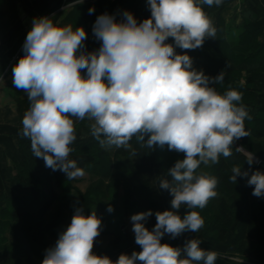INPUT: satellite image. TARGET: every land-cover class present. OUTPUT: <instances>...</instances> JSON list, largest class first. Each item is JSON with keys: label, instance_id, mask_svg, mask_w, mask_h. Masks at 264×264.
<instances>
[{"label": "clouds", "instance_id": "9594fccd", "mask_svg": "<svg viewBox=\"0 0 264 264\" xmlns=\"http://www.w3.org/2000/svg\"><path fill=\"white\" fill-rule=\"evenodd\" d=\"M222 2L148 0L151 15L142 22L128 11L119 21L101 14L92 29L101 41L94 51L86 50L83 27L59 26L47 16L32 20L24 55L12 68V82L30 102L20 135L30 140L34 157L67 179L83 176L84 170L69 155L76 140L73 118L86 117L94 121L91 135L101 147L127 148L135 137L142 148L167 145L169 151L184 154L168 169L171 180L162 178L159 183V189L173 197L171 210L156 211L151 230L145 223L152 210L130 217L140 251L121 253L115 261L97 255L93 248L102 219L95 210L85 215L77 208L54 246L45 250L42 264H215L218 254L201 248L196 238L183 248L161 240L165 234L175 239L203 227L199 212L179 214L182 206L203 209L218 195V178L196 170L201 164L219 163L221 156H232L235 142L249 136L244 122L251 117L241 103L242 93L230 89L221 94L214 87L223 82V71L215 77L205 75L193 68L189 55L176 52L177 47L195 50L206 39H215L217 28L202 5ZM77 3L83 0L68 6ZM93 12L90 8L89 14ZM169 38L174 43H166ZM254 155L246 152L249 165L256 162ZM231 171L230 182L246 178L247 185L254 186L252 195L264 197V172L250 175L241 166ZM113 210L109 204L107 211Z\"/></svg>", "mask_w": 264, "mask_h": 264}, {"label": "trees", "instance_id": "16d2710c", "mask_svg": "<svg viewBox=\"0 0 264 264\" xmlns=\"http://www.w3.org/2000/svg\"><path fill=\"white\" fill-rule=\"evenodd\" d=\"M87 8H94V12L88 14L91 28H85L87 36L93 37V25L97 17L101 14L108 13L115 16L119 21L123 18L125 11L131 12L138 22L149 18L151 15L148 0H96ZM207 13L209 6L202 5ZM226 21L222 18L218 20L217 37L215 39L208 38L205 40L201 48L195 50L177 49L178 54H187L193 60V66L203 70L205 75L212 76L217 70L223 73L227 70L229 64H234L246 71L250 79L246 87L234 84L233 81L224 79L222 83L214 85L221 94L227 90L234 89L242 93V104L254 101L257 96L253 82L258 81L264 74V43L260 42V38L264 35V25L259 20L245 19L243 21V32L240 34V40L237 44H233L227 39ZM99 43L95 37L86 45L87 51L99 48ZM90 47V48H89ZM245 130L249 136L243 137L235 142L232 149V156L228 158L220 157L219 163L212 166L201 164L196 170L199 173L202 169L210 166L209 175L218 178L217 193L218 195L211 199L207 206L203 209H187L188 211H197L204 220L203 227L196 233L185 231L187 234H200L208 242L223 243L229 239L232 222L227 221V213L232 215L238 213L240 204H243L245 214L240 220L239 226L236 228L229 245V253L242 254L244 243L247 239L262 238L256 237V224L253 214L261 209L260 202L264 201L262 197L252 195L253 187L248 186L246 178L237 177V183L230 182L229 177L232 175L234 166H241L242 171L252 172L260 170L264 172L263 165H249L245 160V156L237 147L244 148L248 152H252L258 159L264 160V116H256L254 119H245ZM249 129V130H248ZM21 151L24 155V161H14L17 170V186L20 189V197L8 203L0 211V242H9L11 246V257L19 260L22 257H37L44 259L45 245L37 241V236H41L44 227L47 224V218L54 205L61 199L69 197L73 186L71 182L65 179L59 170L53 171L43 165L38 158L34 157L31 152L30 140L28 138L21 141ZM130 150L124 151L125 148H116L113 146L114 153L108 151L100 154L104 147L92 138L86 142L80 143L75 147V154L85 157L84 171L99 178L100 183L96 188L107 183L106 188H115L119 186L118 180L124 182L126 202L130 208H139L141 212L152 210L153 215L147 220L156 223L155 212L158 211V203L151 191L150 184L147 181L138 182L135 179V172L131 163L122 160L120 157L127 153L129 157H133L137 161L138 168H144L150 155L149 148L141 147L137 143L135 137L129 142ZM162 149L168 151L167 145ZM137 153L136 156L132 152ZM179 159H183V155ZM132 165V166H131ZM172 166L167 168L170 169ZM102 183V184H101ZM61 189V192H60ZM239 190V193L236 192ZM99 190L94 193H81L73 201V212L77 208H82L85 215H90L93 210L96 211L102 221L105 220L107 214L99 207L101 195ZM236 192V194H235ZM218 205L219 208H215ZM217 209V210H216ZM138 211V209H137ZM2 215V216H1ZM182 215V217H183ZM59 217V216H58ZM125 224L118 225V230L122 231ZM10 227V238L3 236L4 231ZM42 239V238H41ZM3 246H0V248ZM232 264H242L233 262Z\"/></svg>", "mask_w": 264, "mask_h": 264}, {"label": "rangeland", "instance_id": "374dc122", "mask_svg": "<svg viewBox=\"0 0 264 264\" xmlns=\"http://www.w3.org/2000/svg\"><path fill=\"white\" fill-rule=\"evenodd\" d=\"M96 0H83V3H77L75 4V7L68 6L73 2V0H34L33 3H31L30 7L28 8V13L26 16L23 17L21 20V23L19 24L22 29L29 30L32 27V20L34 18L47 16L50 17L54 24L59 26H67L71 25L73 29L76 27H83L85 28H91V23L88 19L89 14V8L86 6L91 5ZM208 13V12H207ZM227 25H229V28L235 27L240 21H234V19L229 18V22H225ZM243 23H241V26L238 25V31L236 32V35H239L237 40H229L233 44H237L240 40V34L243 32ZM19 26V27H20ZM235 34V33H234ZM235 37V36H234ZM94 38L87 36V40L85 41V46ZM264 35L260 38V42L263 43ZM1 45L0 50L5 46L7 43L6 40L0 39ZM167 43H174L172 38L168 39ZM99 43V47H100ZM90 48V47H89ZM87 49V47H86ZM92 51L97 50L98 48L93 49V46L91 47ZM179 49L178 47L176 48ZM17 59V58H16ZM11 65V64H9ZM196 70H200L199 67L193 66ZM219 74V72L216 70L215 73L211 77H215ZM224 79H228L233 81L234 84H239L241 86L246 87L248 80L252 82L250 79V76L247 74L246 71L241 70L240 67H236L234 64H229L227 67V70L223 73ZM11 82L10 79H4L3 80V86H7L8 88H11V85H6V82ZM253 85L255 87V90L259 93H264V74L261 76V78L258 81L253 82ZM9 90V89H8ZM10 91V90H9ZM3 90L0 88V95H2ZM21 103L22 105L19 106V113L21 118H23L24 113L28 110L29 104ZM246 108V110L249 113V116L251 119H254L258 113V116H264V95L261 96H255L254 101L248 102L243 104ZM18 107V106H15ZM251 109L254 112L251 113ZM11 111V107L9 109ZM16 112V109H15ZM75 133H76V140L70 145L72 149H74L75 153V147L83 142H86L88 140H91L94 138L91 135V129L90 125L94 122L92 120H89L87 117L83 120H75ZM249 130V129H248ZM264 142V140L262 141ZM21 143V142H20ZM242 147V146H241ZM21 148V144H20ZM130 150V147L125 148V152ZM108 151L109 153L113 154L114 149L104 147L102 153L100 154V157L103 156V153ZM150 155L147 159L146 165L144 168H138L135 166L137 164V161L133 159V157H129L127 153L125 155H122L123 157H120L122 160L128 161L131 163L132 168L135 172V179L138 182L147 181L150 184L151 191L155 197L156 202L158 203V211L160 210L159 206V198H164L165 200H168L170 203L171 199L173 198L169 191L167 190H161L159 189V183L162 178H166L171 180V177L167 176V168L170 166H173L174 163L179 160L180 156L184 154L178 153L175 151H165V149H162L159 146H155L153 149H150ZM73 152V151H72ZM241 154L245 156L246 151L244 148H241L239 151ZM76 155V154H75ZM79 156V155H77ZM72 157V153H70V156ZM84 159L85 157L79 156ZM24 158V155H23ZM70 159V158H69ZM74 160V158H71ZM254 164L258 165L259 163H263V159H258L254 155ZM18 162H23L18 161ZM44 165V164H43ZM212 166V164H210ZM210 166L205 167L202 169L199 173L204 172L209 174L210 173ZM84 168V165H83ZM81 168V169H83ZM84 170V169H83ZM197 173V174H199ZM6 178H5V185L0 184V211L1 209L6 206L8 203L11 204L12 201L19 198L20 195V189L17 186V170L15 167V164L11 162L9 164V169L5 170L4 172ZM63 176V175H62ZM64 177V176H63ZM67 179V177H64ZM4 179V178H3ZM2 179V180H3ZM71 182V185L73 186V189L71 190V193L69 197L61 198L52 208L50 211L48 218H47V224L44 227V231L41 233V236H37V241L42 243L46 246L48 249L49 247L54 246L56 240L59 237V234L66 230L67 226L71 223V218L74 215L73 208L75 206L72 205L73 201L78 197L81 193H94L95 190H99L98 194L101 195V199L99 204L104 207H99L100 210H104L107 214V218L102 221L101 225V233L96 238L94 243L93 251L97 255H107L109 256L113 261H115L121 253H126L128 255H131L133 251H140V246L135 243V234L132 231V222L130 217L138 212H141V209L137 208H130L129 205L126 202V193H125V187L124 182L121 180L117 181L119 182V186L117 187V190L115 188H106L107 183H103L105 187L102 185L96 188V185L100 183L99 178L93 176L92 174L84 171V175L77 177L75 179H67ZM102 184V183H101ZM61 192V189H60ZM236 192L239 193V190H236ZM235 192V194H236ZM262 198V197H261ZM264 198V197H263ZM109 204L113 207L112 212H108L107 208ZM169 208H171L170 204H167ZM261 208L264 206V201L260 202ZM186 206H182L179 211L182 212V214L185 211ZM215 208H219L218 205L215 206ZM217 210V209H216ZM243 211V215L245 214L244 206L243 204H240L238 213L236 215H232L230 212L227 213V221L232 222V228L230 231V235L232 234V229L236 225L237 220H241L243 218L241 214ZM2 216V215H1ZM59 216V217H58ZM3 222V221H0ZM125 224L122 231L118 230L119 224ZM154 223L151 221H147L145 223V226L151 230L154 227ZM10 227H7L6 229H3L4 234L7 239L10 238L9 235ZM235 232V229H234ZM197 234H187L183 233L180 236L173 239L170 235L165 234V236L162 238L161 243H167L170 244L173 247H182V243L189 240V237H193L196 239H204L203 233L201 232L198 236H195ZM42 238V239H41ZM229 240V239H228ZM214 245H218L217 243L209 242ZM0 246H3L0 248V264H42V259L37 257H22L19 260L13 259L11 257V246L9 242H0ZM245 243L244 248L242 251V254H239L240 256H237V258H241L243 254L246 253ZM245 261L246 258H241L238 261ZM251 264H260L258 262H249ZM139 264V262H137Z\"/></svg>", "mask_w": 264, "mask_h": 264}, {"label": "crops", "instance_id": "0c3cea01", "mask_svg": "<svg viewBox=\"0 0 264 264\" xmlns=\"http://www.w3.org/2000/svg\"><path fill=\"white\" fill-rule=\"evenodd\" d=\"M33 1L34 0H0V39L7 41L5 46L0 50V88L3 90L2 95H0V184L3 186L6 184L4 172L9 169V164H11V162L14 163L15 160L24 161L20 142L26 138L20 135L23 118H21L18 109L23 103L27 104L29 102L27 94L23 90L15 88L12 81L6 82V85H13L11 88L5 85L3 86V80L7 78L12 80V68L24 55L23 45L30 28L28 31L24 30L19 24L28 13V8ZM207 15L213 20L216 28L218 27L219 18L227 22H229V18L234 19V21H240V23L232 28H229V25L226 24L227 39L231 41L237 40L239 35H236V32L245 19L252 21L259 20L264 25V0H223L221 5L209 7ZM262 42L264 43V39ZM256 93L258 97L264 95V93H259L257 91ZM28 106L30 107V103ZM10 107L11 111H9ZM252 110L253 109H251V113L254 115ZM255 115L258 116V113ZM71 153L72 157L77 162V166L83 168L84 159L75 155L74 149ZM72 157L69 158L71 159ZM38 159L45 165L42 158ZM60 172L64 177H67L65 173L62 171ZM158 202L161 211L171 210V208L167 206V204L171 206L168 200L160 197ZM179 214L181 216L183 215L181 211H179ZM242 215L243 211L240 217H242ZM253 218L256 224V237L262 238V241L257 239H247L245 241V248L248 251H246L241 258H246V262L244 260L242 262L238 261L241 258H237V256L240 255L229 253L230 240L233 235L229 237V240L218 245L209 243L204 239H199L201 241L200 247L215 251L218 254L215 264H232L234 261L242 264H251L249 262L253 261L264 264V206L253 214ZM239 223L240 219L239 221L237 220L236 225L232 229V234L234 233V229L236 230L239 226ZM198 235L199 234L195 236ZM190 239L194 238L189 237V240ZM184 244L183 242L181 248H183ZM194 264H197V262H194Z\"/></svg>", "mask_w": 264, "mask_h": 264}, {"label": "built area", "instance_id": "2783aa9c", "mask_svg": "<svg viewBox=\"0 0 264 264\" xmlns=\"http://www.w3.org/2000/svg\"><path fill=\"white\" fill-rule=\"evenodd\" d=\"M168 42V40L166 41V43ZM1 45V42H0ZM258 165H263L264 166V162L263 163H259Z\"/></svg>", "mask_w": 264, "mask_h": 264}]
</instances>
